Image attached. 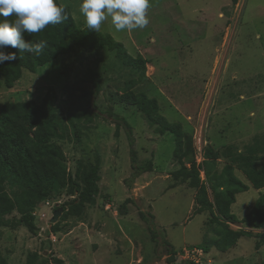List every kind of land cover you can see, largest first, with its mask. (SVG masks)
I'll list each match as a JSON object with an SVG mask.
<instances>
[{
  "label": "rangeland",
  "instance_id": "374dc122",
  "mask_svg": "<svg viewBox=\"0 0 264 264\" xmlns=\"http://www.w3.org/2000/svg\"><path fill=\"white\" fill-rule=\"evenodd\" d=\"M59 2L70 9L79 28L86 27L79 10L82 0ZM150 3V23L144 29L116 31L109 19L99 33L123 43L130 55L148 60L145 77L132 91L155 98L159 113L191 135L199 177L206 183L203 170L211 175L227 162L222 156L203 162L206 147L220 153L234 144L241 150L255 134L264 136V0ZM87 67L101 74L96 95L90 84L81 82ZM137 78L138 72L123 66L112 51L74 47L35 73L24 69L12 88H0L1 108L6 102L39 103L53 87L57 104L64 114L74 115L81 130L80 141L59 140L69 171L74 172L79 159L100 158L99 191L82 217H62V204L70 198L65 193L40 203L34 211L37 234L23 226L0 228V264H25L34 252L47 257L46 264H58L53 258L61 264H167L164 240L176 250L175 264H263L264 244L256 249L255 242L264 229L253 230V237H241L225 253L214 247L204 252L202 246L211 244L215 235L207 212L193 214L197 191L172 179L179 168L173 158L174 136L156 133L135 107L118 101ZM85 110L96 114L89 124L78 121ZM114 115L131 128L132 145L124 125L115 136ZM132 148L138 164L152 159L150 172L133 175ZM234 173L250 186L240 171ZM262 193L264 187L251 186L238 193L232 213L243 218ZM139 211L148 215L149 224ZM54 225L57 232L51 231ZM148 228L158 233L155 240ZM194 247L203 251L197 260L184 252Z\"/></svg>",
  "mask_w": 264,
  "mask_h": 264
},
{
  "label": "trees",
  "instance_id": "16d2710c",
  "mask_svg": "<svg viewBox=\"0 0 264 264\" xmlns=\"http://www.w3.org/2000/svg\"><path fill=\"white\" fill-rule=\"evenodd\" d=\"M236 3L237 0H232ZM65 7L68 19L61 24L49 25L38 35L23 32L26 42L39 43L45 40L47 47L40 56L27 51L5 47V53H15V60L0 61V88H12L22 77L23 70L35 73L37 69L58 57L70 53L74 47L82 51L106 49L115 53L119 62L138 72V78L131 80L125 90L118 95V101L135 107L149 126L160 135L166 132L174 136L173 158L179 168L172 172V179L186 183L197 191L196 207L193 214L207 212L208 224L214 232L215 239L211 244L202 246L204 252L214 247L221 253L234 248L237 241L244 236L253 237V230L264 229V193L256 199L250 211L239 219L231 211L236 195L247 191L249 187L259 190L264 187V136L255 134L249 143L239 150L234 144L224 146L218 153L211 147L203 152L204 161L222 156L227 162L220 171L209 175L205 170L206 183L199 177V166L194 160L195 148L191 135L182 131L181 125L168 121L159 113L158 101L143 92H133L132 88L145 77L148 60L142 55H130L123 43L116 41L109 34L88 30L87 26L79 28L70 9ZM3 17H0L2 20ZM81 82L91 85L93 95L99 93L101 74L98 69L87 67L82 74ZM96 114L82 111L78 121L89 124ZM115 136L124 125L132 145V130L119 116L114 115ZM80 126L74 122L72 113L64 114L57 104V94L53 87H48L39 103L34 100L6 102L0 108V228L25 227L32 234H37L34 211L40 203L57 197L61 193L70 198L62 204V217L81 218L86 206L94 203L99 191L100 158L96 155L93 161L79 159L71 173L66 165L65 155L59 140L76 138L80 141ZM131 168L133 175L138 176L152 170V159L137 163L136 152L132 148ZM202 163V167H204ZM235 169L248 180L245 184L235 175ZM147 224L148 215L139 211ZM151 218H153L150 215ZM241 224L238 229L230 224ZM247 228V229H246ZM52 232L59 230L52 226ZM151 239L155 240L157 232L148 228ZM255 248L264 244V234L256 235ZM168 252L167 264H175L176 250L167 241H163ZM53 261L61 264L57 258ZM48 258L39 253H30L25 264H46ZM264 264V262H263Z\"/></svg>",
  "mask_w": 264,
  "mask_h": 264
},
{
  "label": "clouds",
  "instance_id": "9594fccd",
  "mask_svg": "<svg viewBox=\"0 0 264 264\" xmlns=\"http://www.w3.org/2000/svg\"><path fill=\"white\" fill-rule=\"evenodd\" d=\"M150 8V0H82L79 10L87 29L100 32L109 19L116 31L144 29L150 23ZM65 13L56 0H0V49L13 47L40 56L47 42H26L22 33L38 35L49 25L66 21ZM15 59V53L0 51V61Z\"/></svg>",
  "mask_w": 264,
  "mask_h": 264
},
{
  "label": "built area",
  "instance_id": "2783aa9c",
  "mask_svg": "<svg viewBox=\"0 0 264 264\" xmlns=\"http://www.w3.org/2000/svg\"><path fill=\"white\" fill-rule=\"evenodd\" d=\"M198 163H199V162H198ZM200 170H203V169H200ZM203 171H204V170H203ZM201 172H202V171H201ZM184 252H185L186 257L191 256L193 260H197V259H196V256H199V255L203 254V251H202L201 249H197L196 247H194V248H192V249L189 248L188 250L185 249ZM192 259H191V260H192Z\"/></svg>",
  "mask_w": 264,
  "mask_h": 264
},
{
  "label": "water",
  "instance_id": "95a60500",
  "mask_svg": "<svg viewBox=\"0 0 264 264\" xmlns=\"http://www.w3.org/2000/svg\"><path fill=\"white\" fill-rule=\"evenodd\" d=\"M60 212H61V209L56 210V211L54 212V214H53V218H52V221H55V220L57 219V217H58V215H59Z\"/></svg>",
  "mask_w": 264,
  "mask_h": 264
}]
</instances>
